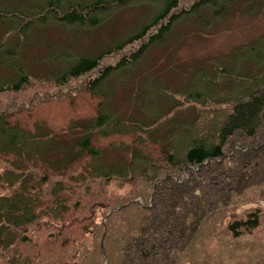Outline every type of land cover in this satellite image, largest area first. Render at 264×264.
I'll return each mask as SVG.
<instances>
[{
    "label": "trees",
    "instance_id": "1",
    "mask_svg": "<svg viewBox=\"0 0 264 264\" xmlns=\"http://www.w3.org/2000/svg\"><path fill=\"white\" fill-rule=\"evenodd\" d=\"M1 1L11 7L0 4V68L13 73L0 78V264H195L217 251L221 229L252 234L259 207L235 208L264 202V193L248 195L264 184V36L190 63L168 52L173 27L189 15L203 31L236 6L263 9L264 0H196L189 8L182 4L191 0H153L160 9L124 44L92 51H74L61 25L95 26L113 5L135 0H47L39 18L53 23L38 27L33 35L42 39L31 47L21 40L32 20L17 21L26 17L17 6L39 0ZM11 17L12 37L13 24L2 22ZM155 44L164 46L151 56ZM42 71L58 83L37 88ZM71 78L82 88L63 87ZM28 88V102L1 98ZM80 90L96 101L91 118L33 116L35 102ZM185 133L186 144H176ZM41 240L62 255L40 257Z\"/></svg>",
    "mask_w": 264,
    "mask_h": 264
},
{
    "label": "rangeland",
    "instance_id": "2",
    "mask_svg": "<svg viewBox=\"0 0 264 264\" xmlns=\"http://www.w3.org/2000/svg\"><path fill=\"white\" fill-rule=\"evenodd\" d=\"M11 1L14 2V0ZM46 1L47 0H39L37 3H33V5L31 4V6L30 3L27 2L18 4L17 7L18 9H20L19 11H23L22 14H25L24 16L26 17H21V15L19 14L18 16L20 17H16L15 19L30 18L32 20L30 26L25 29V33H27V36L22 38L21 44H24V41H26V45L31 47L32 43H36L37 41H40V39H42L40 38L42 36L39 34L33 35L38 27L41 24L45 23L46 25H52L53 17L47 16L45 22L44 20L39 18V8H42L45 5ZM66 1L67 0H62V4L65 5L67 3ZM79 1L88 2L94 0ZM193 1L196 0H191L190 3L187 4L183 3L182 7L189 8V5ZM1 2L2 3L0 4L6 9L11 7L8 6L10 4H8L6 1ZM119 5H113L112 9L104 14L99 20V23H97L95 26L82 25L78 27L72 26V28H70L67 27L68 25H61L60 29L63 33L67 34L66 39H69V42L74 47V51H92L97 50L98 47H104V50H106L107 47L114 48L119 44H124V41L130 36V34L135 33L138 28L149 22L151 20V17L160 9L159 3L157 1L154 2L153 0H135L125 5ZM185 17H183L182 19H184ZM11 19L13 20V22L12 20H10V18H7V20H2V22L11 21V23L13 24L12 26H10V36L15 33L12 29H14L13 26H15L14 24L16 21L14 17H11ZM19 19L17 21H19ZM185 20V25H183L182 23L180 26H178L180 23L179 22L172 29V33L176 34V36H174L173 40H170V42H173L174 45L170 46L168 57L171 56L174 59L178 58L189 63L194 62L201 57H214L227 54L231 52V50H233L235 47L246 44V42L250 41L251 39L264 36V8L261 10L250 11L246 10L245 8L236 6L233 8L231 13L220 18L217 23L215 22V26L213 28L203 31H198L197 27H195L194 24L195 20H199L198 15H189L187 18H185ZM75 30H78L79 33L71 34ZM25 33L23 32L21 34L24 35ZM63 33L58 34L55 37L61 38ZM173 34L171 38L173 37ZM169 36L170 35H168L167 37ZM177 37L180 38L177 39ZM37 38L39 39L36 40ZM50 39L53 40V37L50 36ZM138 43L139 41L128 45L125 44V48H135L137 47ZM163 44H155L151 48V56H158L159 50L164 46ZM21 52L23 53L24 49L23 51L21 50ZM245 57H243L237 63L238 69L245 67V64L243 63ZM17 60L20 61L19 57L17 58ZM33 70L37 72V70ZM12 73L13 68H11L10 66H4L0 68V78H3L4 76L10 75ZM44 76H47V73L43 74L42 71V74L38 76L37 79H33L35 85H37V88L41 89V87H39L40 82H46V84L58 83V80L54 78L45 79L43 78ZM224 83L229 84L227 79ZM82 86L83 85H81L80 79L71 78L68 81V85L66 84V86L63 87L67 89L69 88V90L71 91L72 89L74 90L76 88L81 89ZM49 89L54 90L55 86L51 85L49 86ZM11 94L6 92L5 94H2L1 98L5 101L9 100V102H11L12 100H14V98L16 99L17 97L18 101L28 102V100L34 95L32 89L30 88H28L27 91L23 94V97ZM74 95L76 96H74L73 98L64 96L60 98L47 99L46 101H39L37 103L35 102V105H32L31 107L32 114L35 118H41L42 120H47L51 123H64L75 117L91 118L92 114L94 113L93 110L96 101L91 97L87 90H80ZM208 106L209 105H207V108H209ZM221 106L223 107V105ZM205 118L208 117L204 116L203 120H208ZM203 124L204 126L202 127L204 128L202 129L205 130L203 131L205 134L208 132L210 126H207V122L205 121L203 122ZM188 139L189 138L185 133V136L182 139H178L176 141V144L180 143V145L184 146ZM157 154V150L156 152L151 153V155ZM158 155L159 159L161 158L162 160L160 151ZM143 183L144 182H142L141 185H143ZM141 185L139 186V191H142ZM255 188H251L252 192L249 191L250 193L248 192V195L254 197V200L256 201L258 198H260L257 195L264 193V191H262L264 189V184ZM110 194L111 193L109 192L106 196ZM115 194L116 193H114V195ZM258 204L257 202L243 200L235 208L236 212L241 213L243 211L246 212L250 209L259 207L258 210L262 215L261 223L257 228L253 229L252 234H244L241 238H232L225 233L224 229H221V233L219 234V238L215 246V248H218L217 251L208 254H198L197 256L199 260L195 264H264V202H259ZM119 220L120 218L118 217L117 221ZM39 243L40 249L37 250V253L40 254V257L42 255L51 257H60L62 255L63 251L57 244H51L48 243V241L44 240L39 241ZM26 251L30 252L31 250L29 247H26ZM24 253L26 252L24 251ZM46 259L47 258H45V261ZM184 264L190 263L186 262Z\"/></svg>",
    "mask_w": 264,
    "mask_h": 264
},
{
    "label": "bare ground",
    "instance_id": "3",
    "mask_svg": "<svg viewBox=\"0 0 264 264\" xmlns=\"http://www.w3.org/2000/svg\"><path fill=\"white\" fill-rule=\"evenodd\" d=\"M15 194H17V193H15ZM16 196V195H15Z\"/></svg>",
    "mask_w": 264,
    "mask_h": 264
}]
</instances>
